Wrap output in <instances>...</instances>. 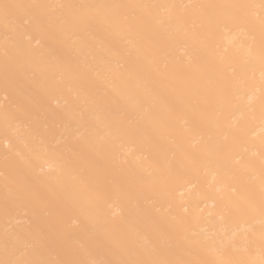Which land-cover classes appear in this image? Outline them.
I'll list each match as a JSON object with an SVG mask.
<instances>
[{
  "label": "bare ground",
  "instance_id": "6f19581e",
  "mask_svg": "<svg viewBox=\"0 0 264 264\" xmlns=\"http://www.w3.org/2000/svg\"><path fill=\"white\" fill-rule=\"evenodd\" d=\"M0 264H264V0H0Z\"/></svg>",
  "mask_w": 264,
  "mask_h": 264
}]
</instances>
